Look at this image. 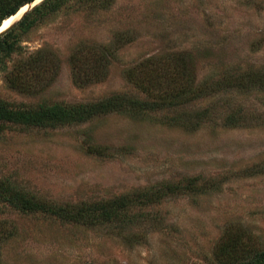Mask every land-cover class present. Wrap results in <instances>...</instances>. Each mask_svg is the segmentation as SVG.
<instances>
[{"label":"rangeland","instance_id":"obj_1","mask_svg":"<svg viewBox=\"0 0 264 264\" xmlns=\"http://www.w3.org/2000/svg\"><path fill=\"white\" fill-rule=\"evenodd\" d=\"M62 5L20 36L23 56L43 50L60 59L59 71L40 76L52 82L35 95L11 88L0 71L9 107L78 106L116 94L168 99L179 88L158 74L181 55L193 63L181 76L185 109L209 114L197 129L131 111L47 129L0 123V185L10 189L0 199V264H240L263 251L264 0ZM79 45L89 54L80 72L70 61ZM232 116L238 124L227 125ZM12 193L63 214L118 198L132 207L122 222L75 224L23 213Z\"/></svg>","mask_w":264,"mask_h":264},{"label":"trees","instance_id":"obj_2","mask_svg":"<svg viewBox=\"0 0 264 264\" xmlns=\"http://www.w3.org/2000/svg\"><path fill=\"white\" fill-rule=\"evenodd\" d=\"M35 1L36 0H0V28L2 26L4 27L10 21L15 20L16 16L13 15H16L20 10V14H22L27 9L26 6ZM64 1L65 0H60V2L58 1V3L52 5L50 0H45L41 5H37L29 11L21 19V21H19L0 38V71L5 72L6 82L10 83L11 88L29 95H35L38 94L37 90L39 89V86L42 87L40 88V92L50 86L52 80H47V85H44L42 81L43 78L40 76L46 77V75H50L53 72H58L61 64L60 59L56 57V62L55 58L51 57L49 61L47 59V52L43 50L30 56H23V54L25 55V48L21 44L20 36L31 32L38 26V24L46 21L52 14L61 11L63 8L62 3ZM49 2L51 5H49ZM92 48L93 46L87 47V51ZM84 51V46L79 45L73 52H71L70 55L71 64L78 72H80V69L84 67L83 64L86 60H88L87 57L89 54L84 53ZM88 53H90V51H88ZM18 56L20 58L18 61H15L16 59L14 58ZM177 56V60L174 61L172 66H170V69L164 68L167 71H171V73L174 71L172 73L173 75L169 71L167 76H164L161 73L158 74L160 78H167L169 84L174 82L173 88H179V92H177V94L173 95L172 93L170 97L171 100L170 98H164L162 95H160V97H162L161 99L150 101V99H138L126 95L116 94L96 102H89L78 106H68L61 103H55L42 104L40 106L27 107L25 109H14L9 107L6 102L0 99V123L15 124L23 128L47 129L71 124H83L103 115L131 111L142 115L154 112L160 113L162 114L161 116L164 117V121L169 125L176 126L182 124L187 128L197 129L203 122V117L207 116L209 111L204 112V110H193L189 112L186 110L188 109L191 100L187 95V91L181 89V87H183L181 86V76L182 71H187L193 67V63L192 58L188 60V58H184L181 55ZM102 57L106 59L104 55ZM11 63L12 65L10 67V71L8 66ZM105 63L107 64L108 62L105 61ZM102 66L105 65L102 64ZM98 73L99 70L90 74V76H95ZM27 74H33L32 79L25 78ZM139 81L137 79L135 80L136 85L144 87V82L140 79ZM173 91L174 89H172V92ZM148 97L151 98V94H148ZM186 106L187 108L185 109ZM168 114H176L177 116L170 117L167 116ZM227 123V125L238 124V122L235 121L234 116L228 118ZM192 185L193 184H188L187 189H190L191 191L199 189L198 187H194ZM167 187V189L171 192L170 194H173L175 191L182 192V188L177 185H168ZM9 190L3 187V185H0V199L3 197V193L7 194L10 192ZM12 196L14 198H8L12 206L16 207L23 213L50 214L56 216L62 221L73 222L75 224H87L86 222L89 221L90 224L94 226L105 223L109 224L118 220V222H122L123 220L121 219L132 207L129 202L122 201L123 198H118L112 201H104L101 205H90V207L85 210L80 209L75 213L63 214V209L58 210L50 204L46 205L18 193L13 194ZM156 197L159 198V196ZM130 223H134V221L132 220ZM240 239L241 236L240 238H233L231 243L232 247H235V245L240 242L238 241ZM242 242L243 241H241V243ZM251 243L252 239L246 238L244 240V247L250 246ZM243 260L244 261L240 264H264V250L254 252L251 258Z\"/></svg>","mask_w":264,"mask_h":264},{"label":"water","instance_id":"obj_3","mask_svg":"<svg viewBox=\"0 0 264 264\" xmlns=\"http://www.w3.org/2000/svg\"><path fill=\"white\" fill-rule=\"evenodd\" d=\"M39 1H42V0H36L35 2L31 3V4H28L26 7L27 9L25 10V12H23L22 14H20L21 10L16 14V15H13V16H16V19L13 20L8 26H6L5 28L2 26L0 28V38L6 34L12 27H14L19 21H21V19L29 12V10L32 8V7H35L38 5ZM12 16V17H13ZM11 18V17H10Z\"/></svg>","mask_w":264,"mask_h":264},{"label":"bare ground","instance_id":"obj_4","mask_svg":"<svg viewBox=\"0 0 264 264\" xmlns=\"http://www.w3.org/2000/svg\"><path fill=\"white\" fill-rule=\"evenodd\" d=\"M11 22H12V21H10L8 24H6V25L4 26V28H5L6 26H8Z\"/></svg>","mask_w":264,"mask_h":264}]
</instances>
